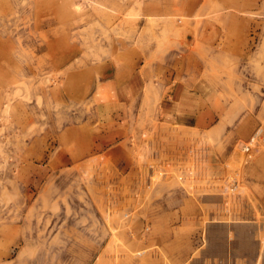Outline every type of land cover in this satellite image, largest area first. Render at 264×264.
I'll use <instances>...</instances> for the list:
<instances>
[{"label": "rangeland", "instance_id": "rangeland-1", "mask_svg": "<svg viewBox=\"0 0 264 264\" xmlns=\"http://www.w3.org/2000/svg\"><path fill=\"white\" fill-rule=\"evenodd\" d=\"M184 1L0 0V264H249L258 241L257 264H264V214L235 196L207 194L232 175L230 163L220 164L229 131L240 122L264 129V0L252 2L256 12L240 11L241 0H226L227 9L223 0H202L191 15ZM233 34L246 35L247 55L224 49ZM187 54L197 80L209 86L197 90L204 107L234 117L228 132L158 119L159 77L171 56ZM110 64L150 77L144 91L125 88L127 102L108 108L109 91L93 96L100 69ZM83 128L91 135L118 128L121 140L84 156ZM177 178L197 197L192 210H201L205 230L196 245L187 231L195 221H183L171 256L174 234L164 232L161 241L149 217L155 222L161 209L184 203L171 200L181 195ZM157 239L166 251L143 250ZM185 248L190 254L180 255Z\"/></svg>", "mask_w": 264, "mask_h": 264}, {"label": "crops", "instance_id": "crops-1", "mask_svg": "<svg viewBox=\"0 0 264 264\" xmlns=\"http://www.w3.org/2000/svg\"><path fill=\"white\" fill-rule=\"evenodd\" d=\"M242 1V2H241ZM238 3L239 10L245 9L246 12L253 11L256 12V9L259 7L258 3H252L254 0H241ZM202 0H185V8H186V14L191 15L193 12H195L199 6L201 5ZM223 2V9H227V2L226 0ZM251 6H253V10H251ZM226 19V18H225ZM246 20V19H243ZM249 20H246V23H248ZM226 23L228 24L227 27L229 28L230 24V18L227 19ZM203 35H201L199 38L201 39ZM206 39L212 43V46H214L213 41L215 40L213 37V34H206ZM247 37L245 34H233V35H227L225 42L227 43L224 47L227 51L231 49L232 53L237 56H245L246 53H249L251 49L247 45ZM210 46V45H209ZM189 52V51H188ZM190 55V54H189ZM188 54L185 56H181L180 58H177L175 56H171L170 60H168V64L165 65L159 80H160V90L161 93V109H162V116H157L159 120L162 122H165L172 126L182 127L185 129H191V130H197V131H209L210 129H220L228 132L227 127L229 124L234 120L233 116H215V113L212 109L208 107H204L207 105V102L198 94V88H208L209 86L207 84L201 83L202 80H197L198 77V69L196 66H193L191 61L188 60ZM149 72L144 71L143 74H140L135 72V69H133L132 66H127L126 71L124 72H118L117 69L113 66V64L105 65L103 66L99 71V83L95 85L94 87V98L97 97L98 93H102L106 91H109V94L113 96V99H111L108 108L113 107L115 104H122L126 103L127 99L125 98L128 93H125L124 89L131 87L133 89V94H137L138 87L142 88L141 90L144 91V87L148 82L149 79ZM139 85V86H138ZM136 87V88H135ZM112 91H115L112 92ZM123 93H124V99L125 101H122L123 99ZM130 97V95H129ZM253 121H256L257 116L253 117ZM250 124L252 122L248 121ZM259 125V123H258ZM256 125L254 128L253 126L250 127L249 124L245 122H240L237 124L234 130H230L228 134V140L229 143H232L230 147L228 148V155H223L222 159V165H226L227 163H230L232 168V172L230 176H234V179L236 183L232 186L230 189L231 191L227 193L225 191V182L222 183L223 186L219 188V192H209L208 195H222V197L229 196H235V198L245 207H248L254 212H260L264 214V149L261 150V144L264 143L263 141L260 142L257 140L254 143V146L252 148V151L249 155L242 156L238 152L231 151L232 148H234V145L237 144V142L242 141L246 142L250 139V137L253 135V133L256 130H259L261 132V135L264 136V129L261 130L258 128H261V126ZM85 134H87V144L86 148L88 146L87 150H84L82 155L85 156V154L89 153H96L101 154L103 153L107 148L112 147L114 144H116L118 141L121 140V132L118 128H109L100 130L98 132H95L91 135L92 130H88L86 128H83L82 130ZM227 140V143H228ZM224 148V147H223ZM226 150V149H225ZM224 150V151H225ZM210 151V155L208 153V156H210V159L214 160V149H208V152ZM86 152V153H85ZM225 168V167H223ZM226 177L223 176V179ZM179 180L180 186L178 187L180 189V196L174 195L170 199L171 200H182L184 203H177L174 206L173 210H167V209H161L159 213V217L157 216V219H155V222L152 218L149 217L150 220V226H155L159 231V239L162 240V236L166 237L164 232H172L173 234H178L179 232H182L183 227V221L186 224H189L190 222L193 224L192 229L187 230L189 232V237L195 238L196 245L197 242L200 240L202 241L203 236L202 232H204L205 228L202 229V225L200 226V218H201V210L200 209H193L192 206L194 205L195 196L192 194H187L181 185L184 183L183 178H177ZM222 179V182H223ZM175 180V178H174ZM176 181V180H175ZM177 184V182L175 183ZM178 185V184H177ZM177 185H175V192H177ZM212 185V183H211ZM241 186L244 188L242 189ZM214 189V188H212ZM183 192V193H182ZM193 196V197H192ZM182 197V198H180ZM188 201V202H187ZM190 202V203H189ZM175 203V202H174ZM190 206L191 211L189 214L188 212L185 213V208L187 206ZM178 207V208H177ZM184 215L189 216L184 219ZM258 220H253L252 224L249 222V225H255ZM154 223V224H152ZM206 226V225H205ZM245 231V235L247 232L250 233V229L248 227L241 228L240 231ZM154 232V231H153ZM175 233V234H176ZM173 236V239H171V243H169V246L171 248L166 251L163 247V242H161L159 239H157L156 242H152L150 245H145V248L143 250L147 249H163L169 254L170 252H175L177 250L176 244L178 243V239L180 237L178 235ZM201 234V235H200ZM195 236V237H194ZM192 239V240H193ZM255 239V238H254ZM189 241V238H188ZM256 241V240H255ZM149 242V241H147ZM146 243V241H145ZM195 248L197 249L196 246ZM147 246V247H146ZM187 252L191 249L190 244H187L186 246ZM186 248L184 253H182V250L178 251L180 255H189L190 253L186 252ZM255 254L252 258V260L249 262V264H257V260H259L260 255L262 256V242L258 241L257 245H255ZM141 251L133 252V253H139ZM171 256H174L171 254ZM192 259V258H191ZM189 259V261L191 260ZM264 259V257H263ZM144 259L142 260V262ZM186 261V260H185ZM184 260L181 259H164L158 258L157 262H151V260H148L147 263L143 264H184Z\"/></svg>", "mask_w": 264, "mask_h": 264}, {"label": "built area", "instance_id": "built-area-1", "mask_svg": "<svg viewBox=\"0 0 264 264\" xmlns=\"http://www.w3.org/2000/svg\"><path fill=\"white\" fill-rule=\"evenodd\" d=\"M260 136H261V132L259 130H256L249 140H247L246 142H242L241 144L237 143L234 146V150L237 151L239 154L249 155L252 151L254 143L259 139ZM235 183L236 181L234 179V176H228L225 179V184L228 185L230 189Z\"/></svg>", "mask_w": 264, "mask_h": 264}]
</instances>
